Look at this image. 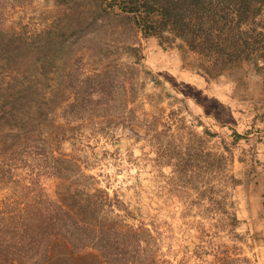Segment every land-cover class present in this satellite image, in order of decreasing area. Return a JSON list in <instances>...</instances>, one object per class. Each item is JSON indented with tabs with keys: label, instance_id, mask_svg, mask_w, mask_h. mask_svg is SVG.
I'll return each instance as SVG.
<instances>
[{
	"label": "rangeland",
	"instance_id": "374dc122",
	"mask_svg": "<svg viewBox=\"0 0 264 264\" xmlns=\"http://www.w3.org/2000/svg\"><path fill=\"white\" fill-rule=\"evenodd\" d=\"M104 6L0 0V38L63 29L45 36L56 54L47 49L38 81L50 99L46 118L57 113L74 136L63 149L87 157L128 223L149 228L158 258L264 264V75L242 62L209 78L191 68L197 56L182 40L161 45L132 16L108 15ZM44 183L57 188L53 178Z\"/></svg>",
	"mask_w": 264,
	"mask_h": 264
},
{
	"label": "trees",
	"instance_id": "16d2710c",
	"mask_svg": "<svg viewBox=\"0 0 264 264\" xmlns=\"http://www.w3.org/2000/svg\"><path fill=\"white\" fill-rule=\"evenodd\" d=\"M104 9L132 16L141 34L161 45L182 40L197 56L191 68L209 78L242 62L264 75V0H105ZM60 29L0 38V264H172L158 258L149 228L126 221L130 213L98 185L87 157L63 149L74 136L57 113L46 118L50 99L38 81L56 43L45 36ZM45 178L57 182L56 190ZM238 223L233 215L230 224Z\"/></svg>",
	"mask_w": 264,
	"mask_h": 264
}]
</instances>
